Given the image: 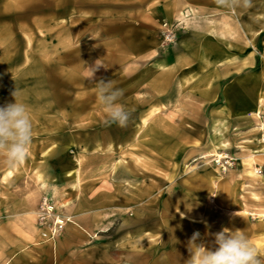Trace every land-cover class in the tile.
Instances as JSON below:
<instances>
[{
    "label": "rangeland",
    "instance_id": "rangeland-1",
    "mask_svg": "<svg viewBox=\"0 0 264 264\" xmlns=\"http://www.w3.org/2000/svg\"><path fill=\"white\" fill-rule=\"evenodd\" d=\"M14 89L33 138L0 155V264H183L225 227L264 254V0H0V105Z\"/></svg>",
    "mask_w": 264,
    "mask_h": 264
},
{
    "label": "clouds",
    "instance_id": "clouds-1",
    "mask_svg": "<svg viewBox=\"0 0 264 264\" xmlns=\"http://www.w3.org/2000/svg\"><path fill=\"white\" fill-rule=\"evenodd\" d=\"M215 4L218 8L235 11L252 7V0H215ZM86 65L89 81L95 79L100 68H107L101 59L95 60L91 66ZM94 85L106 115L105 123L127 127L131 112L120 103L123 90L117 88L113 80L99 79ZM11 96L14 102L0 105V155L5 157L9 166H14L26 159L33 129L26 105L17 101L18 91L14 89ZM207 235L212 237L210 242L198 231L192 234L187 242L188 257L183 264H264V254L242 230L225 227Z\"/></svg>",
    "mask_w": 264,
    "mask_h": 264
},
{
    "label": "crops",
    "instance_id": "crops-1",
    "mask_svg": "<svg viewBox=\"0 0 264 264\" xmlns=\"http://www.w3.org/2000/svg\"><path fill=\"white\" fill-rule=\"evenodd\" d=\"M262 106L264 107L263 97H261V98L259 99V103H258L257 107L254 109V112L256 113V115H259L260 112L263 111V110H262ZM261 125H262V123H261ZM259 128H261V126H260ZM88 251H89V250H88ZM92 251H93V250H91V252H92Z\"/></svg>",
    "mask_w": 264,
    "mask_h": 264
},
{
    "label": "built area",
    "instance_id": "built-area-1",
    "mask_svg": "<svg viewBox=\"0 0 264 264\" xmlns=\"http://www.w3.org/2000/svg\"><path fill=\"white\" fill-rule=\"evenodd\" d=\"M262 118L264 119V115H262ZM261 131H262V133H261V139L264 140V130L261 129ZM63 226H64L63 221L58 220V221L56 222V229H58V228H63Z\"/></svg>",
    "mask_w": 264,
    "mask_h": 264
},
{
    "label": "bare ground",
    "instance_id": "bare-ground-1",
    "mask_svg": "<svg viewBox=\"0 0 264 264\" xmlns=\"http://www.w3.org/2000/svg\"><path fill=\"white\" fill-rule=\"evenodd\" d=\"M262 130H264V122H262L261 128Z\"/></svg>",
    "mask_w": 264,
    "mask_h": 264
}]
</instances>
